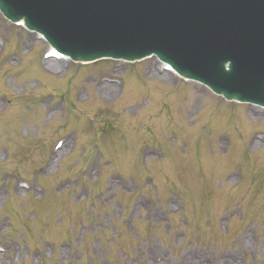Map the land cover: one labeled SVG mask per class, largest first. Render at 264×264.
Here are the masks:
<instances>
[{
  "label": "rangeland",
  "instance_id": "1",
  "mask_svg": "<svg viewBox=\"0 0 264 264\" xmlns=\"http://www.w3.org/2000/svg\"><path fill=\"white\" fill-rule=\"evenodd\" d=\"M49 50L0 13V264H264V109Z\"/></svg>",
  "mask_w": 264,
  "mask_h": 264
},
{
  "label": "water",
  "instance_id": "2",
  "mask_svg": "<svg viewBox=\"0 0 264 264\" xmlns=\"http://www.w3.org/2000/svg\"><path fill=\"white\" fill-rule=\"evenodd\" d=\"M74 61L155 55L227 100L264 106V0H0Z\"/></svg>",
  "mask_w": 264,
  "mask_h": 264
},
{
  "label": "bare ground",
  "instance_id": "3",
  "mask_svg": "<svg viewBox=\"0 0 264 264\" xmlns=\"http://www.w3.org/2000/svg\"><path fill=\"white\" fill-rule=\"evenodd\" d=\"M65 61L60 59L59 61H55V60H51L49 59L48 60V67L52 68V69H58V70H61L64 66H65ZM162 75H165L164 73ZM98 87L99 88H102L103 90H107V94L109 95H114L115 92H116V85L115 84H109V83H104V84H98ZM61 148L58 149V152L57 154H61L63 152V150L66 148V144H62L60 146ZM231 260H230V264H231ZM189 264H199L198 262L196 263V261L194 262L193 259H190L189 260ZM236 264V263H235Z\"/></svg>",
  "mask_w": 264,
  "mask_h": 264
}]
</instances>
